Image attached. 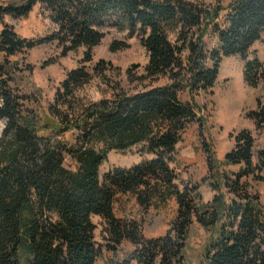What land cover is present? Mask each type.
<instances>
[{"label":"trees","instance_id":"trees-1","mask_svg":"<svg viewBox=\"0 0 264 264\" xmlns=\"http://www.w3.org/2000/svg\"><path fill=\"white\" fill-rule=\"evenodd\" d=\"M36 6L54 26L49 35L26 40L8 25L0 32V264H97L104 251L113 254L124 242L134 249L114 264H183L193 224L208 235L204 264H264V207L255 190L264 181V149L254 153L251 132L233 135L223 160L201 139L206 173L197 183L169 166L187 128L201 124L190 99L215 87L224 59L239 57L245 84L264 93V63L248 60L264 34V0L205 6L191 0H10L0 2V21L26 17ZM111 30L138 38L146 51L143 74H136L137 65L126 71L136 90L110 84L108 71L120 77L118 69L93 61ZM50 44L62 57L84 53L37 113L27 108L34 100L19 90L23 70L10 59ZM108 46L111 53L128 47L125 40ZM96 79L113 89L111 96L78 99ZM161 80L165 84L156 85ZM247 118L261 130L264 103L257 99ZM133 148L149 159L100 176L111 151ZM202 186L214 193L211 202L202 199ZM126 195L144 209L174 201L169 230L146 239L136 222L116 217L115 202ZM92 217L105 223L99 244Z\"/></svg>","mask_w":264,"mask_h":264},{"label":"rangeland","instance_id":"rangeland-1","mask_svg":"<svg viewBox=\"0 0 264 264\" xmlns=\"http://www.w3.org/2000/svg\"><path fill=\"white\" fill-rule=\"evenodd\" d=\"M191 1L205 6L215 4L217 0ZM0 2H10V0H0ZM6 25L11 27L19 38L26 40L44 37L54 30L50 20L42 14L38 6L34 7L26 17L17 19L10 16L4 17L0 21V32ZM121 40H125L128 47L118 53L109 52L108 44L111 41ZM83 53L84 49L81 48L77 52H70L62 57L61 49L55 44H50L35 47L26 55L10 59L11 62H17L19 68L23 70L18 74L17 85L22 93H26L34 100V102L26 104L29 110L39 113L42 109H46L54 99L56 89L65 80V75L79 67ZM92 55L93 61L104 60L106 63L111 64L112 68L118 69L120 77H117L116 71H108L107 76L110 84L120 82V85L127 90L137 89V85L129 84L130 81L126 71L137 65L136 74H143V67L147 64L146 51L140 45L138 38L126 39V33L111 30L99 47L93 50ZM255 57L261 63H264V34L260 42L252 47L248 60L250 61ZM47 62L52 63L49 66H43ZM27 67L32 69L28 71L26 70ZM243 67L244 62L239 57L224 59L219 67L220 72L215 87L208 94L199 93L190 99L193 100L196 106L197 118L201 120V124L196 122L187 128L181 141L176 146L175 163L169 164L170 168L178 172L181 178L197 183L205 175L206 164L201 149V139L212 145L214 155L219 160H223L224 154L232 149V136L240 130L251 132L255 141V154L257 151L264 149V127L257 130L253 122L247 118L251 110L255 109L257 99L264 103V93L261 87L254 89L245 84ZM165 82L166 80H161L156 85H163ZM112 92L111 87L104 86L96 79L81 88L77 93V98L94 103L104 97L111 96ZM183 99L189 100L186 93ZM4 125L5 122L0 120V134L4 129ZM145 159L149 158L138 153L136 148L124 153L111 151L98 171L100 176L103 177L113 169L130 168ZM66 161V167L73 169L72 162ZM255 190L264 207V181L256 184ZM201 192L202 199L205 202H211L214 193L206 186H202ZM115 203L114 212L116 217L124 223L136 222L146 239H156V237L163 236L169 230V225L176 216L175 202L170 199L165 204L149 209L139 206L131 195H126ZM92 218L95 225V242L99 244L103 242L106 236L105 223L101 217ZM207 237L206 232L198 225L193 224L190 227L183 255V264H204L202 253ZM133 249L132 245L124 242L120 249L113 254L104 251L97 264H114L125 260ZM131 264H136V262L133 261Z\"/></svg>","mask_w":264,"mask_h":264},{"label":"bare ground","instance_id":"bare-ground-1","mask_svg":"<svg viewBox=\"0 0 264 264\" xmlns=\"http://www.w3.org/2000/svg\"><path fill=\"white\" fill-rule=\"evenodd\" d=\"M241 94V93H240Z\"/></svg>","mask_w":264,"mask_h":264}]
</instances>
